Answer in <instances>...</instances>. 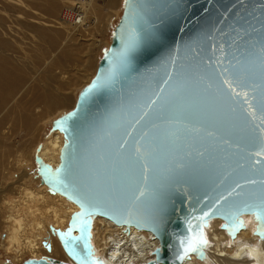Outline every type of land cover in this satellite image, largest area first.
<instances>
[{
  "label": "water",
  "instance_id": "1",
  "mask_svg": "<svg viewBox=\"0 0 264 264\" xmlns=\"http://www.w3.org/2000/svg\"><path fill=\"white\" fill-rule=\"evenodd\" d=\"M53 128L58 163L40 143L34 160L49 190L78 205L65 227L50 225L70 260L20 264H106L91 240L96 214L158 239L153 257L126 264L204 260L214 217L235 237L251 213L263 237L264 0H123L95 72Z\"/></svg>",
  "mask_w": 264,
  "mask_h": 264
},
{
  "label": "rangeland",
  "instance_id": "2",
  "mask_svg": "<svg viewBox=\"0 0 264 264\" xmlns=\"http://www.w3.org/2000/svg\"><path fill=\"white\" fill-rule=\"evenodd\" d=\"M95 2L99 9L94 10L95 24L79 32L77 26L61 22L62 12L79 0H0V44L9 72L4 73L1 64L0 186L10 187L4 193L20 199L24 180L32 188L41 187L34 160L36 145L45 141L52 119L73 106L79 89L95 72L122 12L123 0ZM39 108L41 112L36 111ZM14 183L19 185L17 190ZM2 201L0 193V264H20L17 253H8L3 242L9 209ZM40 244L44 248L45 243ZM28 256L29 252L23 259Z\"/></svg>",
  "mask_w": 264,
  "mask_h": 264
},
{
  "label": "bare ground",
  "instance_id": "3",
  "mask_svg": "<svg viewBox=\"0 0 264 264\" xmlns=\"http://www.w3.org/2000/svg\"><path fill=\"white\" fill-rule=\"evenodd\" d=\"M96 9L99 10L95 0H79L78 4L62 12L61 22L66 27L77 26L79 32H86L96 22L94 12ZM45 42L50 44V39L47 38ZM5 63L6 61L2 56V44H0V81L4 80V73H9ZM1 64H3L5 70L4 73H2ZM61 72L63 73L62 78L66 80L68 77L66 70ZM40 110L39 108L36 111ZM51 130L45 141L40 145L38 154L43 160L54 166L58 163L59 151L64 136L62 131L57 128ZM17 163H19V160ZM24 175L25 172L21 175V181ZM23 184L21 192L18 193L21 195L20 199L9 193H4L5 186H0L2 202L7 204L9 209L7 218L9 226L3 240L6 250L8 253L16 252L17 259L20 261L23 260V256L27 252L32 257L44 255L69 261L70 258L63 250L55 232L50 229V225L60 228L65 227L70 213L77 209L78 205L65 195L49 190L43 181L39 188L25 185V180ZM12 186L13 190H17L19 187L15 183ZM244 216L247 225L235 237H232L222 227L223 219L221 217L210 219L209 225L206 227L209 239L206 247V258L202 260L192 253L185 259L184 264H199L201 261L206 264H264V236L261 237L255 233L257 220L253 214L245 213ZM91 231V240L95 251L103 257L106 264L146 261L153 257L152 249L158 244V239L151 231L137 228L134 225L126 228L124 224H117L110 218L100 214L93 216ZM40 242L45 243L44 248ZM46 243L49 244V248ZM155 264L163 263L158 262Z\"/></svg>",
  "mask_w": 264,
  "mask_h": 264
},
{
  "label": "snow or ice",
  "instance_id": "4",
  "mask_svg": "<svg viewBox=\"0 0 264 264\" xmlns=\"http://www.w3.org/2000/svg\"><path fill=\"white\" fill-rule=\"evenodd\" d=\"M224 83L227 84L229 88L232 87L231 82H229V81H224ZM245 95H246V94H245ZM155 103H156V100H151V101L149 102V104H148V107H151V106H152L153 104H155ZM145 115H147V113H145ZM142 118H143V117H142ZM230 194H231V193H230Z\"/></svg>",
  "mask_w": 264,
  "mask_h": 264
}]
</instances>
